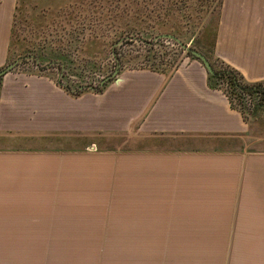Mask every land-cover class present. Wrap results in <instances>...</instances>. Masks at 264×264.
<instances>
[{"label":"crops","instance_id":"crops-1","mask_svg":"<svg viewBox=\"0 0 264 264\" xmlns=\"http://www.w3.org/2000/svg\"><path fill=\"white\" fill-rule=\"evenodd\" d=\"M214 58L264 82V0H222ZM117 79H0V264H264V103L242 112L198 60Z\"/></svg>","mask_w":264,"mask_h":264},{"label":"rangeland","instance_id":"rangeland-1","mask_svg":"<svg viewBox=\"0 0 264 264\" xmlns=\"http://www.w3.org/2000/svg\"><path fill=\"white\" fill-rule=\"evenodd\" d=\"M134 1L140 4L132 0H19L9 63L20 60L11 71L47 73L67 85L76 81L96 88L118 67L120 72L155 70L163 63L170 72L185 61L198 60L173 40H156L158 34L173 33L198 50L202 46L211 49L212 37L207 34L218 24L221 0ZM222 88L227 91V84L222 83ZM191 244L196 245L200 262L208 249L225 245Z\"/></svg>","mask_w":264,"mask_h":264},{"label":"trees","instance_id":"trees-1","mask_svg":"<svg viewBox=\"0 0 264 264\" xmlns=\"http://www.w3.org/2000/svg\"><path fill=\"white\" fill-rule=\"evenodd\" d=\"M132 3L136 5L139 3L138 1L132 0ZM140 4V3H139ZM142 4V3H141ZM157 4V3H156ZM221 5H222V0H221ZM157 6V5H156ZM221 7V6H220ZM221 9V8H220ZM219 16L220 12L218 14V22H219ZM217 29H218V24L213 31H208V37L211 35L212 41L210 43V50H205L202 47H199V50L202 51L211 61L214 69L219 73L217 76L210 75V80L213 82L215 87H220L222 88V83H226L228 90L226 91L227 94L230 96V98L240 96L243 93H252V92H257L260 91L262 93V97L264 99V87H263V82L262 83H247L242 75L234 68L231 66L225 64L224 62H221L217 59L214 58V52H215V41H216V36H217ZM205 44V43H204ZM210 53V54H209ZM189 55H191L189 53ZM192 56V55H191ZM193 57V56H192ZM195 58V57H194ZM197 59V58H196ZM155 70L158 71H165L167 67L165 64L160 63L158 66H154ZM2 77H0L1 79ZM104 86H97L98 91H102L104 89ZM83 91L82 89L77 88V92Z\"/></svg>","mask_w":264,"mask_h":264},{"label":"water","instance_id":"water-1","mask_svg":"<svg viewBox=\"0 0 264 264\" xmlns=\"http://www.w3.org/2000/svg\"><path fill=\"white\" fill-rule=\"evenodd\" d=\"M156 40H160V39H168V40H173L175 42H177L186 52L190 53L193 57L197 58L198 61H200L204 67L206 68V70L208 71V73L210 75L213 76H217L219 75V73H217V71L214 69L211 61L209 60V58L200 50L192 47L190 44L185 43L180 37H178L177 35L173 34V33H161L158 34L155 37ZM20 59H17L7 65H5L4 67H2L0 69V77H3L6 73H8L9 71H11L16 65H18ZM120 74V68L118 67L111 75L107 76L106 78H104L101 83L100 86H104L105 84H107L109 81L113 80V79H117L118 76ZM118 80V79H117ZM83 89H97L96 88H92L89 86H83Z\"/></svg>","mask_w":264,"mask_h":264},{"label":"built area","instance_id":"built-area-1","mask_svg":"<svg viewBox=\"0 0 264 264\" xmlns=\"http://www.w3.org/2000/svg\"><path fill=\"white\" fill-rule=\"evenodd\" d=\"M69 86L72 87L74 90H76L77 88H82L84 85L75 81L73 84ZM263 87H264V82H263ZM231 99L234 105L245 113L253 110L258 103H264V99L260 91L252 92V93L249 92L243 93L240 96H236Z\"/></svg>","mask_w":264,"mask_h":264}]
</instances>
